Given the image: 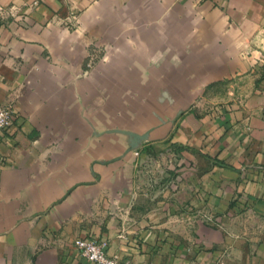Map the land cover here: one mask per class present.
<instances>
[{
    "label": "crops",
    "instance_id": "0c3cea01",
    "mask_svg": "<svg viewBox=\"0 0 264 264\" xmlns=\"http://www.w3.org/2000/svg\"><path fill=\"white\" fill-rule=\"evenodd\" d=\"M0 105V264H86L93 238L172 264L186 216L143 210L142 147L179 158L160 204L264 223V0H0Z\"/></svg>",
    "mask_w": 264,
    "mask_h": 264
},
{
    "label": "rangeland",
    "instance_id": "374dc122",
    "mask_svg": "<svg viewBox=\"0 0 264 264\" xmlns=\"http://www.w3.org/2000/svg\"><path fill=\"white\" fill-rule=\"evenodd\" d=\"M142 152L136 180L140 183L138 192L148 203L143 210L186 216L173 217L172 243L178 252L173 253L172 264H244L245 247H255L263 238L261 218L244 217L241 206L234 210L238 212L234 217H218L219 210L210 207H204L199 217H190L198 214L195 206L160 204L173 195L175 189L168 170L171 164L179 165V158L166 157L163 146L142 147ZM172 178L177 181V175ZM183 228L186 232H180ZM180 247L183 252H179Z\"/></svg>",
    "mask_w": 264,
    "mask_h": 264
},
{
    "label": "built area",
    "instance_id": "2783aa9c",
    "mask_svg": "<svg viewBox=\"0 0 264 264\" xmlns=\"http://www.w3.org/2000/svg\"><path fill=\"white\" fill-rule=\"evenodd\" d=\"M11 122L12 109L6 105H0V132L6 129ZM107 245L105 239H80L77 242V247L86 260V264H129L116 255H110Z\"/></svg>",
    "mask_w": 264,
    "mask_h": 264
},
{
    "label": "water",
    "instance_id": "95a60500",
    "mask_svg": "<svg viewBox=\"0 0 264 264\" xmlns=\"http://www.w3.org/2000/svg\"><path fill=\"white\" fill-rule=\"evenodd\" d=\"M114 131L128 135L130 142L129 150H134L138 148L144 141L148 140L149 137V132L139 134L128 130H114Z\"/></svg>",
    "mask_w": 264,
    "mask_h": 264
}]
</instances>
